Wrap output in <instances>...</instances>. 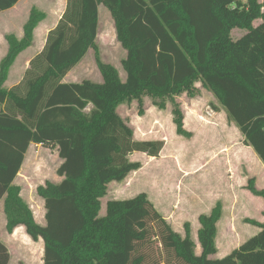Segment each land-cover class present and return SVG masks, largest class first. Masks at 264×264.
I'll return each mask as SVG.
<instances>
[{"label": "trees", "instance_id": "trees-1", "mask_svg": "<svg viewBox=\"0 0 264 264\" xmlns=\"http://www.w3.org/2000/svg\"><path fill=\"white\" fill-rule=\"evenodd\" d=\"M19 1L0 0V13ZM100 6L110 12L116 40L127 53L121 62L125 80L100 58ZM263 7L260 0H68L45 48L31 62L21 95L3 85L45 18L33 9L23 39L7 38L10 50L0 70V105H5L0 112V201L8 234L24 227L33 242L42 240L44 264H264V224L256 222V235L226 257L210 258L217 253L219 203L199 217L200 254L190 230L185 236L175 232L144 193L109 201L105 215H99L109 184L141 168L130 155L158 157L163 149L161 141L135 140L117 111L144 95L172 98L191 92L200 81L264 165ZM234 29L245 33L233 39ZM90 49L103 82H65ZM173 114L177 135L190 137L182 111L176 107ZM31 144L57 147L63 160L56 171L62 181L37 188L45 226L35 221L20 187L12 185ZM253 182L248 189L264 199ZM9 262L0 241V264Z\"/></svg>", "mask_w": 264, "mask_h": 264}, {"label": "rangeland", "instance_id": "rangeland-1", "mask_svg": "<svg viewBox=\"0 0 264 264\" xmlns=\"http://www.w3.org/2000/svg\"><path fill=\"white\" fill-rule=\"evenodd\" d=\"M34 1L37 3L35 8L45 17H51L55 7L58 14L63 11L64 2L61 5L60 0ZM260 3L264 4V0H260ZM260 23L258 20L254 25ZM244 33L234 29L231 36L238 39ZM96 43L101 60L116 67L125 80L126 74L121 62L127 53L116 40L114 21L104 6L99 14ZM74 74L76 76L70 77L69 81L103 82L93 49L88 51ZM194 84L191 92H183L172 98L144 95L140 102L134 100L117 108L121 117L133 129L135 140L161 141L163 149L158 157H149L139 152L130 155V161L138 162L141 168L130 173L124 180L109 184L107 195L101 199L99 215H105L109 201L132 199L144 193L175 232L185 236L186 228L190 230L196 244V253L200 254L197 237L199 217L210 214L219 203L222 215L217 225V253L210 258L222 259L260 231L255 222L264 224V199L253 195L248 189L249 181L254 179L256 189L264 191V165L254 150L246 145L245 137L215 95L204 88L200 81ZM207 106L218 113L215 119L205 114ZM176 107L184 115V128L191 134L190 137L176 133L173 114ZM42 158L44 156L41 153L30 152L26 157L25 172L30 165H34L35 159ZM28 179L31 182L24 194V201L35 212V218L39 219L40 213L34 207L38 201L41 203L36 196L40 185L33 172ZM28 196L37 201L31 204ZM0 216V221L5 223L2 208ZM17 230L14 234L19 236ZM8 235L7 229L3 230L0 241L12 252L10 264H29L33 260V264L40 263L38 256L35 257L37 252L32 253L20 243H11Z\"/></svg>", "mask_w": 264, "mask_h": 264}, {"label": "crops", "instance_id": "crops-1", "mask_svg": "<svg viewBox=\"0 0 264 264\" xmlns=\"http://www.w3.org/2000/svg\"><path fill=\"white\" fill-rule=\"evenodd\" d=\"M58 2L57 0H53ZM63 5V11L58 14L57 11H55L57 8L54 7V11L52 12L51 17L47 16L39 23L38 27L36 28L34 32V41L31 47L27 48L25 51H23L21 54H19L13 64L9 68L8 77L3 85V87L10 91L12 89H17V92H21V95L23 94V83L25 79L26 73L30 70L31 62L43 51V49L46 46L48 35L51 31H53L59 21L62 19L67 5L68 0H60V4ZM37 3L34 0H20L15 6H13L11 9L4 11L0 13V70H1V64L2 61L7 57L10 46L8 44L7 38L10 36H14L17 40H22L24 37V26L28 22L31 12L35 8V5ZM60 4L58 5L60 7ZM37 7V6H36ZM103 8V6L99 7V14L100 10ZM52 20V21H50ZM50 21V22H49ZM54 25V27H52ZM40 34V36H39ZM87 55V54H86ZM127 55V54H126ZM85 58V57H84ZM83 58V59H84ZM82 59V60H83ZM81 60V61H82ZM80 65L77 64L65 77L64 81L69 83H80L79 80H71L69 81V78L72 76H76L75 69ZM20 88V89H19ZM5 111V105H0V112ZM33 151V154L41 153L44 158L42 160L35 159L34 165H30L26 172H25V161L27 155ZM63 163V160L59 157L58 148L57 147H43L42 145L37 144H31L27 153L25 154V159L23 164L21 165L19 171L16 174V177L12 183V185L18 186L21 189V197L25 200L24 194L26 190L28 189L29 182H31V179H28L31 173H34V176L36 177V181L39 182L40 186H43L47 181L58 184L62 181V178H59L56 175V171L58 167ZM56 165V166H54ZM39 187V186H38ZM30 189V188H29ZM36 196L37 190H36ZM40 199V205L38 202L34 208H36L39 213L40 217L39 219L35 218V221L41 225H46L45 220V214L46 210L44 208V201ZM31 202V204L34 203V200L37 201L34 197L28 196V202ZM28 204V203H27ZM43 208H40V207ZM30 207V206H29ZM0 208L3 209L4 213V202L3 200L0 201ZM35 213V212H34ZM33 213V214H34ZM5 215V213H4ZM35 217V216H34ZM1 218V216H0ZM6 218V217H5ZM6 221L3 223L0 221V233L3 232V230H6ZM19 232V236H16L14 233L11 235H8L11 243L17 244L20 243L26 247V249L33 252H37L38 255H35L38 259H40L39 264L43 263V254H44V243L42 240L38 242H33L30 237L26 234L24 227L17 228ZM24 234V235H23ZM16 248V247H14ZM10 256H12V252H9ZM36 253V254H37ZM30 254V252H28ZM34 260L29 262V264H33ZM11 263V260L9 264ZM28 264V263H27Z\"/></svg>", "mask_w": 264, "mask_h": 264}, {"label": "built area", "instance_id": "built-area-1", "mask_svg": "<svg viewBox=\"0 0 264 264\" xmlns=\"http://www.w3.org/2000/svg\"><path fill=\"white\" fill-rule=\"evenodd\" d=\"M262 12H264V7L262 8ZM92 109V106H88L85 109V112H90V110ZM205 114L207 115V117H209L210 119H215L218 115V113L211 107L207 106L205 109Z\"/></svg>", "mask_w": 264, "mask_h": 264}]
</instances>
